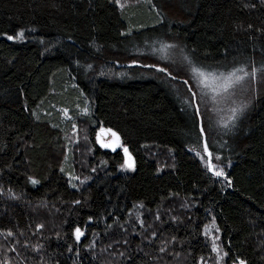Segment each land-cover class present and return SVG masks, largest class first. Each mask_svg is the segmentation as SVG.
<instances>
[{
    "label": "trees",
    "instance_id": "16d2710c",
    "mask_svg": "<svg viewBox=\"0 0 264 264\" xmlns=\"http://www.w3.org/2000/svg\"><path fill=\"white\" fill-rule=\"evenodd\" d=\"M130 1L0 0V264H264V0Z\"/></svg>",
    "mask_w": 264,
    "mask_h": 264
},
{
    "label": "rangeland",
    "instance_id": "374dc122",
    "mask_svg": "<svg viewBox=\"0 0 264 264\" xmlns=\"http://www.w3.org/2000/svg\"><path fill=\"white\" fill-rule=\"evenodd\" d=\"M129 2L131 1L120 0V3L122 5L127 4ZM196 78L199 84L198 90L201 91V94L203 96L201 98L203 100L204 99L207 100L208 98L207 100L208 104H206V106H204L203 109L204 110L207 109V111H209L211 114L214 112V114H212L213 116L212 117L210 116L211 117L210 119L218 127H221L220 125L223 124L226 121V119H229L230 117L236 114V112L233 111V109H230L229 107L230 104H228V100L225 94L219 93L221 90H223V88L221 87L222 84L221 77H214L208 75L201 77L200 75H196ZM246 101L239 103L241 104L239 107L244 108L245 106H247ZM211 110L213 112H211ZM113 133H115L116 135L113 136ZM75 138L76 140H74V144L79 143L80 142L79 135H76ZM96 141L97 144L102 149L105 150H110L112 152H115L121 149L120 137L116 132L112 130H106V134H103V131L98 132L96 136ZM198 157L214 175H216V172H220L221 175H216L217 177L225 176L226 168L222 166L216 158H213L207 149H205L204 153L198 154ZM130 164L131 167H129ZM134 169H135L134 159L132 157H126L122 170L124 172L129 173V172H133ZM205 233L211 244L212 252L206 260L200 261V264H224V254L221 248L220 232L217 226L215 225V223L211 222V224L206 227Z\"/></svg>",
    "mask_w": 264,
    "mask_h": 264
},
{
    "label": "snow or ice",
    "instance_id": "6c2138e0",
    "mask_svg": "<svg viewBox=\"0 0 264 264\" xmlns=\"http://www.w3.org/2000/svg\"><path fill=\"white\" fill-rule=\"evenodd\" d=\"M23 34L21 33V36ZM8 39H13L12 36H9ZM160 71H164V69H159ZM194 72H197L201 77H203L205 74L202 71H199L198 69L193 68ZM237 73H244V75H237ZM249 75V73H245L244 68H238L235 71L229 73L227 76H224L223 74H221V79H222V84L221 87L223 88V90L225 92H227L231 87H233L234 84H239L242 80H244L245 76ZM251 75H255V73H251ZM195 95V93H194ZM116 134L113 133V136H115ZM125 152H127V149H124ZM129 167H131V164L129 165ZM216 175H221L220 172H216ZM33 183H36L35 181H33ZM82 233H80L79 229H77V239H79V236ZM9 235H11V233H9Z\"/></svg>",
    "mask_w": 264,
    "mask_h": 264
},
{
    "label": "water",
    "instance_id": "95a60500",
    "mask_svg": "<svg viewBox=\"0 0 264 264\" xmlns=\"http://www.w3.org/2000/svg\"><path fill=\"white\" fill-rule=\"evenodd\" d=\"M103 134H106V131H103Z\"/></svg>",
    "mask_w": 264,
    "mask_h": 264
}]
</instances>
